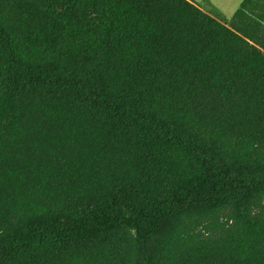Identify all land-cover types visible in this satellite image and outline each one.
<instances>
[{
  "label": "trees",
  "instance_id": "16d2710c",
  "mask_svg": "<svg viewBox=\"0 0 264 264\" xmlns=\"http://www.w3.org/2000/svg\"><path fill=\"white\" fill-rule=\"evenodd\" d=\"M247 3L0 0V264H264Z\"/></svg>",
  "mask_w": 264,
  "mask_h": 264
},
{
  "label": "rangeland",
  "instance_id": "374dc122",
  "mask_svg": "<svg viewBox=\"0 0 264 264\" xmlns=\"http://www.w3.org/2000/svg\"><path fill=\"white\" fill-rule=\"evenodd\" d=\"M205 11L210 14L217 16L225 23H230L231 19L246 0H192ZM260 21L264 23V6L259 4H248L246 5Z\"/></svg>",
  "mask_w": 264,
  "mask_h": 264
}]
</instances>
